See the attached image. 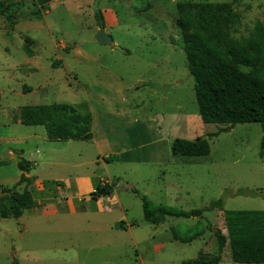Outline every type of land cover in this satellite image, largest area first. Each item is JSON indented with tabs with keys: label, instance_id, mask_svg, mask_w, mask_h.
<instances>
[{
	"label": "rangeland",
	"instance_id": "obj_1",
	"mask_svg": "<svg viewBox=\"0 0 264 264\" xmlns=\"http://www.w3.org/2000/svg\"><path fill=\"white\" fill-rule=\"evenodd\" d=\"M93 1L52 0L39 11L32 0H0L10 17L0 14V158L8 153L0 165L1 208L10 205L5 188H31L16 183L22 173L17 163L25 159L31 162V178H55L62 192L72 193L68 186L77 175L118 181L123 217L136 224L133 236L143 257L138 264H181L216 255L221 257L218 264H245L232 262L227 244L218 251L215 230L227 237L221 209L203 213L204 224L213 229L181 243L172 239L170 226L193 225L197 218L167 217L152 224L143 218L141 207L146 196L184 210L217 199L225 210H264V133L258 123L225 130L226 124L200 119L177 20L180 2L232 0H99L102 26L112 44L96 40L101 25ZM236 9L239 23L232 25L231 45L249 39L256 22L264 25V0H241ZM259 50L264 55L262 45ZM80 102L96 117L93 139L49 140L44 126L20 123L25 105ZM176 138L206 139L210 153L202 158L176 156L171 151ZM97 154L114 158L97 161ZM238 190L257 193L238 195ZM176 191L181 193L178 201L171 199ZM28 223L26 216L0 218V252L3 243L30 240L31 227L19 237L21 225ZM121 260L131 264L126 254ZM0 264H7L2 253Z\"/></svg>",
	"mask_w": 264,
	"mask_h": 264
},
{
	"label": "trees",
	"instance_id": "obj_2",
	"mask_svg": "<svg viewBox=\"0 0 264 264\" xmlns=\"http://www.w3.org/2000/svg\"><path fill=\"white\" fill-rule=\"evenodd\" d=\"M50 1L32 0L34 5L39 6V11ZM240 2H180L176 6L177 20L184 34L183 50L194 81L200 119L204 123L226 124L225 130L238 123H258L264 133V55L259 50V45L264 47V40L259 39L264 37V25L256 22L254 33L249 39H242L234 45L228 44L233 33L232 25L239 23L236 8ZM7 10V7L0 8V14L10 18ZM23 50L29 57L34 54L27 46H23ZM19 117L20 123L24 125L44 126L49 140L79 141L91 138L92 113L84 102L25 105L21 107ZM171 151L176 156L202 158L209 155L210 148L203 138H176ZM263 151L264 140L261 141L260 156ZM113 158L110 155L103 159L111 162ZM5 163V160H0V165ZM29 166L30 161H18L17 167L22 173L17 184L25 183L27 186L32 183V178L25 175ZM115 185L116 181L99 183L90 196L93 199L109 196ZM31 190L5 188L4 191L9 193L10 205L4 208L0 206V217L17 218L24 209L33 206ZM256 193L243 190L236 192L238 195ZM141 207L143 218L152 224L163 223L167 217L197 218L193 225L170 226L173 240L181 243H189L202 236L206 229H213L209 223L204 224L203 213L221 209L227 237L222 236L220 230H215L218 251L221 252L227 244L232 262L264 263V210H225L221 199L203 208L184 210L156 203L146 196L141 197ZM220 260V255H216L210 259L198 257L186 260L181 264H218Z\"/></svg>",
	"mask_w": 264,
	"mask_h": 264
},
{
	"label": "crops",
	"instance_id": "obj_3",
	"mask_svg": "<svg viewBox=\"0 0 264 264\" xmlns=\"http://www.w3.org/2000/svg\"><path fill=\"white\" fill-rule=\"evenodd\" d=\"M91 113L90 131L93 139L96 117L92 111ZM96 158L97 161H104V157L98 154ZM25 175L30 176L29 173ZM99 183L104 182L101 179L98 181L96 177L77 175L68 186L72 189L70 193L62 192L55 178L33 177L31 183L33 206L24 209L17 217L19 219L26 216L30 220L28 225H21L20 239L29 227L33 229L29 231L32 236L30 240L17 245L7 246L3 243L0 253L6 263L58 264L65 261L69 264H123L122 260L118 262V258L124 254L128 258V263H141L143 257L138 241L133 236L136 224L123 217L126 209L116 192L118 181L109 196L93 199L90 193ZM84 185L85 189L82 190L81 187ZM125 185L127 188L130 187L126 183ZM180 195L181 193L176 191L171 199L178 201L181 199ZM117 211L121 215L114 213ZM80 224H83L81 225L83 227H80ZM126 235L129 236V242L125 246ZM124 247L128 250L125 251Z\"/></svg>",
	"mask_w": 264,
	"mask_h": 264
},
{
	"label": "water",
	"instance_id": "obj_4",
	"mask_svg": "<svg viewBox=\"0 0 264 264\" xmlns=\"http://www.w3.org/2000/svg\"><path fill=\"white\" fill-rule=\"evenodd\" d=\"M98 1L99 0H94L93 1V4H92V11L97 13L99 15V23L102 25V18L100 16V13H99V8H98ZM96 40L100 43H109V44H112L113 43V40L111 38V36H109L108 34L105 33V30H104V27L103 26H100L99 30L97 31L96 33ZM8 157V153H6L4 155L3 158H0L1 160H6Z\"/></svg>",
	"mask_w": 264,
	"mask_h": 264
}]
</instances>
